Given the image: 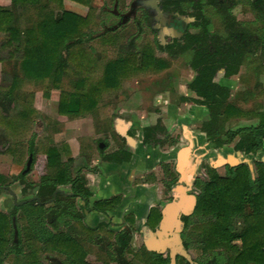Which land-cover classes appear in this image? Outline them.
<instances>
[{
    "label": "trees",
    "instance_id": "16d2710c",
    "mask_svg": "<svg viewBox=\"0 0 264 264\" xmlns=\"http://www.w3.org/2000/svg\"><path fill=\"white\" fill-rule=\"evenodd\" d=\"M65 1L88 8L87 15L84 17L66 10ZM97 1L11 0L10 7L0 6V63L13 65L12 72L3 71L1 74L0 107L3 111L19 99L17 89L23 79L40 83L45 93L50 89L60 90L58 113L78 118L93 113L102 95L118 90L123 79L136 73L166 69L164 61L157 59L152 44L148 42L140 52L107 62L101 76L93 78L97 64L92 52L85 47V40L86 31L93 24ZM229 1L208 0L207 4L226 13ZM252 6L264 16V0H255ZM193 8L197 10V15L193 13V16L196 25L201 26V35L187 34L184 45L179 48L193 50L190 66L197 75L188 88L198 98L194 102L209 110L204 130L218 148L227 147L233 152L257 156L264 150V111L245 113L229 104L230 90L221 84L219 75L223 73V78L227 79L237 75L245 55L254 53L250 39L255 42L253 48H258L264 45V35L253 38L246 31L231 26V18L226 15L229 35L221 38L211 33L202 5L193 4ZM20 9L36 11L37 18L32 26L19 27L17 10ZM172 47L168 48L171 50ZM66 72L77 78L70 89L63 82ZM27 103L22 105L24 108L17 117L7 119L0 114V125L12 136L19 134V121L29 119L34 113ZM247 115L258 118V122L253 126L221 131L220 121ZM144 133L143 146L156 148L160 143L157 134L151 128L144 129ZM28 151L35 157L33 143ZM38 151L45 173H38L41 177L37 182L27 179L37 163L36 158L33 169L20 173L18 181L24 191L37 187V197L42 204L34 201L14 207L11 213L0 212V264H42L39 261L42 251L63 257L67 264H88L83 246L66 231L72 228L71 221L80 224L82 219L72 200L85 197L87 192L81 179L72 178L70 166L61 161L56 148L45 146ZM130 156V152L122 150L111 157L114 162L123 164L130 160ZM253 167L254 179L245 164L227 166L226 176L207 168L209 180L201 182V194L193 214L194 219L203 217L204 221L196 225L194 220L184 218L186 249L196 251L199 256H208L205 259L196 257L198 264H264V163L255 161ZM69 187L66 195L58 194L55 201L45 204L53 198L56 190ZM117 200L97 205L112 211ZM14 217L20 232L17 242L14 241ZM150 218L155 220L152 225L155 229L161 214L155 211ZM120 240L121 246L125 247L126 243L122 238ZM146 256L142 258L145 264H170L168 255L151 253ZM185 264L189 263L185 261Z\"/></svg>",
    "mask_w": 264,
    "mask_h": 264
},
{
    "label": "rangeland",
    "instance_id": "374dc122",
    "mask_svg": "<svg viewBox=\"0 0 264 264\" xmlns=\"http://www.w3.org/2000/svg\"><path fill=\"white\" fill-rule=\"evenodd\" d=\"M136 1L98 0L95 2L93 24L87 29L85 40V47L92 52L97 64L93 78L101 76L107 62L140 52L148 42L152 44L157 59L164 61L166 66L164 71L136 73L129 79H123L118 90L105 92L101 97L98 108L93 113L83 117H61L58 113L60 90L50 89L45 93L40 83L29 79L21 80L17 89L19 99L7 108V111H3L2 107H0V114L7 119L17 117L18 113L24 108L22 105L27 103V100H29L28 103L34 111L33 115L30 114L31 117L29 119L19 121L21 129L19 134L15 136H12L7 128L0 125V187H10L16 194L17 201H23L36 195L34 190L22 193L23 190L18 181V177L25 170L30 156L28 151L30 143H33L36 154L35 157L33 156L31 169H33L32 164L36 158L37 163L34 171L29 174L27 179L33 180L34 177L38 178V173H45V166L39 159L40 152L38 150L41 147L54 146L56 149H60L62 144L67 143L71 139L73 144L78 145L80 154L89 150L92 154L98 155L102 151L100 149L101 145H104L103 149H105L108 145H112V142L120 147L130 143L131 138L125 139L114 132L116 126L117 129L125 131V125H128L127 122L132 119L129 117L130 114L133 113L135 116L136 111H141L140 115L143 116L145 125L150 122L152 127L156 128L160 127L161 121L168 122L166 104L160 102L158 97L166 94L171 104L174 103L173 100L175 104L180 103V100H176L179 98V86L181 85L182 89H185L183 86L196 76L195 72L189 67L193 52L182 53L178 47L172 50L165 48L167 41L165 29L158 22L156 12L151 7H133V3ZM165 1L157 0L156 2L162 13V8H165ZM11 5L12 3L9 6ZM83 8V12L81 9L74 11L68 5H65V9L85 17L89 10L86 7ZM185 9L187 11V7ZM170 11L172 12L173 9H170ZM203 12L209 21L211 33L221 38L228 36L225 28L226 15L228 16V14H234L238 20H241V25L255 38L264 35V16L251 10L249 0H237L231 10L229 9L226 13L217 11L209 4L203 8ZM17 13L19 14L18 25L21 29L32 26L33 21H36V11L33 9H20L17 10ZM186 15H193V13L190 12ZM103 40L106 42H103ZM253 44L255 42L253 43L252 39H250L252 49ZM255 51V53L246 54L243 59V71L240 80L238 78L239 75L236 77L235 96H232V99L241 102L242 98L251 96L252 98H263L264 100V45L258 46ZM0 65L1 84L2 72H12L13 67L7 68L2 63ZM220 77L221 75H219ZM76 80L77 78L70 72H66L63 76L64 86L67 89L73 87ZM246 88H249V90ZM240 107L243 108V106ZM252 107L251 109H256V111L252 110L253 113L258 112L257 109H264V101L262 104ZM26 109L28 110L29 108L27 107ZM121 113L124 115L123 120L126 121V124L117 122V118L122 115ZM245 113L250 112L247 111ZM179 114L180 119L188 121L192 128L196 127L198 123H204L209 119L207 113H201L200 115L195 111L194 107L189 106L181 108V113ZM198 115L202 117L200 118ZM174 121L172 122L174 123ZM257 121L258 118L247 115L246 117L233 119L229 123H226L228 121H220L219 127L221 131L226 132L232 129L253 126ZM54 122L55 125H53ZM186 128L187 125L182 123L174 132L179 137ZM170 137L169 140H172L173 137ZM131 143L133 144L134 141ZM167 143L163 146V151L170 152L171 148H169ZM112 147L115 146L112 145ZM62 154L63 158L66 159L68 154L65 151ZM80 154L77 159L80 158ZM72 201L76 208L83 206L82 200L78 198ZM11 210H13L12 196L8 190L0 188V212L9 213ZM18 215L21 216V213L19 212ZM72 222H70L71 226H73ZM63 229L65 230V228ZM74 230L75 232L72 230L66 231L71 237H77L78 235L79 240L77 241H81L83 233L77 227ZM102 232L108 237L111 236V233H108L105 229H101ZM132 232H134L133 241H137V244L140 245L141 237L136 234L138 231L133 230ZM19 233L18 231V235ZM92 234L95 233L92 232ZM21 238L26 241L23 235ZM83 240L87 241V238ZM92 253L97 254V257L99 255L96 249H92ZM47 256L56 257L62 264H67L63 257L43 251L39 253L40 263L49 264L48 259H46ZM128 259L135 264H141L140 261L137 262L133 253L128 255ZM105 261H109V258L105 257ZM5 264L12 263L6 262Z\"/></svg>",
    "mask_w": 264,
    "mask_h": 264
},
{
    "label": "crops",
    "instance_id": "0c3cea01",
    "mask_svg": "<svg viewBox=\"0 0 264 264\" xmlns=\"http://www.w3.org/2000/svg\"><path fill=\"white\" fill-rule=\"evenodd\" d=\"M10 3L11 0H0L1 7H8ZM73 3L74 2L71 1H65L64 6L68 5V7L74 11L81 9V11L83 12L84 6ZM4 66H6L7 68H10L11 66L13 67V65L11 64H4ZM242 71H243V65L240 68L238 74L239 76L237 75L239 80ZM222 76H221V84L230 90V97L228 99L229 104L237 107L243 112H247V111L252 112V110L256 111V109H251L253 108L252 106L260 105L263 103L264 101L263 98L256 99V98H252L251 96H246L242 98L243 100L241 102L239 100L232 99L233 98L232 96H235L234 88L236 86L237 76L229 79L223 78ZM246 89L249 90V88ZM179 90H180L179 94L182 95L185 94L186 92V89H182L181 85L179 86ZM158 100L160 102H163V104H166L165 109H166V118H168V122L165 124H167V128L170 133V136L171 134L172 136H174V138L175 136H178L177 133H175L178 125L182 123L187 125V128L183 130L182 135L179 137L180 140L178 142V146L174 148L171 152L163 151V148L161 146L158 149H154V148L145 149L143 147L142 128L145 125V123L143 121V116L140 115V113H142L141 111H136L135 116L133 113L132 114L129 113L130 114L129 117H131L132 119H130V121L127 122L128 125H125L126 126L125 131L117 129V126L114 131L115 134L120 135L125 139L131 138L130 143L134 141L133 144L131 143L134 147L132 149L134 154L129 162L120 165L116 163L103 162L100 160L101 158L99 154L94 155L89 150L88 152L84 151L82 152V154H80L78 145L73 144L71 139L68 140L67 143L62 144L60 149L57 148V151L61 156V161L70 166L72 178L81 179L82 185L84 186L87 192L86 196L89 194L87 189V186L89 184H87L88 177L85 168L90 167L94 169L96 168L95 170H97V172L99 173L97 177L98 178L97 181H95L93 185L91 184L90 187L91 190L90 192L92 194H95L97 201L109 200L115 196L122 197V203L120 207L117 210L110 212H100L93 210L92 203H90V205H88L87 207L84 201V198L86 196L83 198H78L82 200L83 203V206L81 208L77 207V210L82 215V219L80 224L73 221L72 222L73 226H71L72 228H70V230L75 232L74 228L77 227L83 233L82 240L87 238V241L81 240L78 242L81 243L85 252L87 253L85 261L88 264H135L131 262L130 259H128V255L132 253L134 254V257L137 260V262L140 261L141 264H145L144 262H142V260L147 257L146 255H150L151 253L159 254L154 251H150L149 248L147 247V242L155 241V240L158 241V238H156L157 233L164 228L166 229L167 227L165 226V219L163 218L157 230L152 231L146 225V221L149 215V210L152 206L158 205L161 202L162 213H163L170 205L175 204L179 195L178 191L184 192L185 198H183V200H181L180 203L177 204L174 209L175 212H178V215H176V217H178V223L171 222L172 224L170 225H171V229L175 228L179 232V239L180 241H182L184 245V241H186L185 236L187 234L186 223L184 218H189L190 221L194 220L196 225L204 221L203 217H196L195 219L193 218L194 210L192 212L190 204H192V202L194 201L197 202V193H198L197 184L200 182L205 183L208 181V177L205 173L206 172L204 167L205 164H208L209 166L216 169L217 173L220 176H226L227 174L226 167L228 165H219L216 168L214 167V165L215 163L218 164L221 158H227L228 155L233 153V150L227 147L218 148L214 143L210 142L209 141L210 138L204 130V125H203L204 123L201 124L198 123L197 128H192L188 121L186 122L184 120H181L180 119L181 117H179L180 111H178V108L175 104L173 103L171 104L169 102L170 100L166 94L158 97ZM240 106H243V108ZM194 109L200 115L201 113L205 112V109L202 107L196 106L194 107ZM257 110L258 112L264 111V109H257ZM200 115H198V117L201 118L202 116ZM123 117H124L123 114L120 115L117 118V122L118 121L124 122L126 124V121L123 120ZM172 121H174V123ZM230 121L226 123H229ZM53 125H55V122L53 123ZM130 143L127 144L132 147ZM113 144L114 143L112 142V145ZM111 148L112 147L110 146L106 151L110 150ZM64 151L65 153L68 154L66 159L63 158L62 152ZM183 151L184 152L189 151L188 153L189 157L188 156L186 157L187 158L186 161L184 160L185 158L182 159V157L180 156V153ZM79 154H80V158L77 159L78 158L77 156ZM263 156H264V150L254 157L260 159ZM30 158L33 159V155L30 154L29 159ZM181 163L185 165L180 166ZM27 165L24 172L27 169ZM30 170H31V164L28 171ZM33 171L34 169L32 170V172ZM32 172H30V174H32ZM40 177L41 175L38 174V178L34 177L32 181L37 182L40 179ZM170 177L177 179V182L174 183L170 188L167 187L164 188L165 186L164 182L166 183ZM20 186L22 187L23 190V186L21 184ZM4 187H8V186H4ZM4 187L1 189H4ZM29 190L36 191V195L34 197H37V192H38L37 187L32 189L28 188L26 191L23 190L22 193H27V191ZM58 190L63 192L58 194L66 195L65 191L70 190V187L64 188L63 190L62 189H58ZM12 202L14 209V207L16 206L14 205L13 197H12ZM11 212L12 210L9 211V213ZM181 217H184L183 218L184 221L181 220ZM101 223L109 224L110 230L114 232L121 231L126 227L134 228V230L138 231V233L136 234H138L141 237L140 245L137 244V241H124L126 243V246L122 247L120 241H109L107 239L109 237L106 236L103 232H102L103 234H100L99 237L97 238L96 234H92V232H94V230L98 228V226ZM184 223H185V227H184ZM72 237L76 240H79L78 235L77 237L76 236H72ZM103 238H106V241ZM132 247L136 249L134 250ZM92 249L97 250L99 254L98 257L97 254L92 253ZM186 250L191 255L193 261L196 264H198L195 261L196 257L201 259L202 258L205 259L208 257L204 255L199 256V254L196 251H193L192 249L191 250L186 249ZM163 254L168 255L169 257L168 251L164 252ZM160 255H162V253ZM105 257L109 258V261H105ZM182 259L188 262L184 257L177 256L176 264H185V261H183Z\"/></svg>",
    "mask_w": 264,
    "mask_h": 264
},
{
    "label": "flooded vegetation",
    "instance_id": "af4514ba",
    "mask_svg": "<svg viewBox=\"0 0 264 264\" xmlns=\"http://www.w3.org/2000/svg\"><path fill=\"white\" fill-rule=\"evenodd\" d=\"M217 1H222V0H217ZM254 1L255 0H249V6H250L251 10H253L254 12H257L253 8V6H252V3ZM175 2H177V4H175ZM236 2H237V0H230L229 1L228 5H229V9L230 10H231L232 6H234L236 4ZM197 3H199L200 6L202 5V7L204 8L207 5L208 0H200V2L197 1V0H166L164 2V7L165 8L164 9L162 8V10H163V13L165 14V19L167 21L166 25L162 26L165 29V37L167 39L166 44H165V46H166L165 48L169 49L168 47L173 46L172 49H175L177 47H178V49H180L179 47L182 46V45H184V43H185V38H186L187 34H191V35H201L200 32H201L202 29H201V26L200 25H196V17L193 16V15H186V14H189L190 12H192V13H194V14L197 15V10H195L193 8V4H197ZM185 7H187V11H186ZM170 9H173V11L171 12ZM228 16L231 18V26H233L235 28H240L241 30H244L247 33H249L241 25V23H240L241 20H238L235 17L234 14H231V15H228ZM181 17L186 18L188 20V22H186V23L182 22L180 20ZM225 28H226V26H225ZM249 34L253 38H255V36H253L251 33H249ZM227 35H229V31H227ZM257 49L258 48H255L254 47L252 50L255 53L256 52L255 50H257ZM180 51L182 53H185V52L186 53L193 52L192 49H186V50H183V51L180 50ZM241 66H242V64H241ZM241 66H240V68H241ZM189 67L197 75L196 71L191 68L190 64H189ZM222 75H223V73H221V76ZM237 75H235V76H237ZM235 76H233V77H235ZM194 79L195 78H193L191 81H193ZM220 80H221V77H220ZM189 83L190 82H188L184 86V88L186 89L185 94H183V95L182 94H179V96H178L179 98L176 99L178 101L180 100V103L179 104H175V101L173 100V102H174L173 104H175L177 106L178 111H180V113H181V108H183L184 106H189V107H196V106H198V107H202V108L205 109V112L204 113L209 114V110L205 106L200 105V104H196L194 102V100H197L198 98L196 97L195 94H193V93H191L189 91V88H188ZM163 122L161 121L160 127H156V128H153L150 122H148L146 125L143 126V128H142V133H143V136H142V145H143V139H144V135H145L144 129L151 128L157 134V139L160 141L159 145L156 148H154V149H158V148H160V146L163 148V146L165 145V143H167V140H168V143L167 144H169V148H171L170 152L174 148H176L178 146V142L180 140V138H179L180 135H179V137L178 136H175V138H174V136L171 135L173 137V139L172 140H169V138H171L170 137V133L168 131L167 125H165V122L163 124ZM197 127L198 126L193 127V128H197ZM110 145H108L105 149H103V146L104 145H101L100 146V149L102 150L101 153L99 154V156L101 158L100 159L101 161H103V162H110V163H116V162H114V160H112V157L111 156L114 153H117V152L122 151V150L128 151V152L131 153V156H130V160H131V158H132V156L134 154L133 151H132V149L134 148L133 146L131 147L128 144H124L122 147H120V146H117V145L113 144L115 147H112V145H111L112 148L110 150L106 151L110 147ZM144 148L145 149H148V148H153V147H144ZM116 164H118V163H116ZM204 167H205V171H206L205 173H206V175L208 177V180H209V175H208V172H207V168L208 167H211V166H209L208 164H205ZM211 168L214 169L213 167H211ZM95 169L94 168H90V167H86L85 168L86 174H87V177H88L87 184H89L87 186V189H88V193L89 194L84 198L85 205L88 207V205H90V203H92L93 204V207H92L93 210L100 211V212H110L111 210H108L105 207L103 208L100 205L98 206L97 203H99V204L100 203H105V202L108 203V202L114 201L116 198H118V200L116 201V202H118V204L116 203L117 205L115 206L114 210H112V211L117 210L120 207L121 203H122V197L121 196H115V197H112L109 200H99V201H97L95 194H92L90 192L91 191L90 190L91 184L93 185L94 182L97 181V179H98L97 177H98V174L99 173ZM176 182H177V179L170 177L166 183L164 182V184H165L164 188H166V187L167 188H170ZM199 184L200 185H198V186L196 185L197 188H198L197 199H198V197L201 194V184L202 183L200 182ZM3 187L1 186L0 188H3ZM196 204H197V202H196ZM155 211H159L160 214L162 213V204H161V202L158 205L152 206L150 208V210H149V215H148V218H147V221H146V225L152 231H156L157 230V228H158V226H159V224L161 222V219H162V214H161V218L159 220L158 226L155 229H152V225L155 223V220L153 218H150L149 219V216H150V214H152ZM183 218L184 217H181V220L182 221H184ZM126 219H127V217H126ZM201 223H203V222H200V224ZM184 227H185V223H184ZM101 229H105L108 233H111V236L109 238H107L109 241H121L120 240L121 238H122V241H133V239H134V235H133L134 232H132L134 230V228H131V227L130 228L129 227H126L125 229H123L121 231L114 232V231L110 230L109 224L101 223L98 226V228H96L94 230V233L96 234V237L97 238L99 237L100 234H103V233H101ZM103 239L106 241V238H103Z\"/></svg>",
    "mask_w": 264,
    "mask_h": 264
},
{
    "label": "water",
    "instance_id": "95a60500",
    "mask_svg": "<svg viewBox=\"0 0 264 264\" xmlns=\"http://www.w3.org/2000/svg\"><path fill=\"white\" fill-rule=\"evenodd\" d=\"M156 2H157V0H138V1L133 3V7H151L152 9H154V11L157 14L158 22L164 26V25H166L167 21L165 19L164 14L159 9ZM125 18H127V17H125ZM180 20L184 23L188 22V20L184 17H181ZM188 153H189V151L188 152L183 151L180 153V156L182 157V159L185 158L184 160L186 161V159H187L186 157L188 156ZM31 160H32V158L29 159L27 169L25 172H27L29 170ZM255 161L264 163V156L261 157L260 159H257L253 156L245 155L241 152H233L230 155H228L227 158H221V160L219 161L218 164L215 163L214 167L216 168L219 165H228L231 167H237L241 164H245L250 169L252 177L255 178L254 167H253V164ZM181 165L184 166L185 164L181 163L180 166ZM4 189L9 191V193L13 197L14 205L16 207L23 206V205L30 203V202H33V201H37L39 204H42V203H40L39 199L36 197L25 200V201H19L18 202L15 193L12 190H10L9 187H4ZM58 193H63V192L60 190L55 191L53 194V198L51 200L47 201L46 204L52 203L56 199V196ZM178 193H179V195H178V198H177L175 204L170 205L162 213V219L161 220H163V218L165 219V226L167 228L166 229L164 228L157 233L156 238H158V241L155 240V241L147 242V247L149 248L150 251H154V252L159 253V254H161V253L163 254L164 252L168 251L169 252V258H170V264H176L177 256L184 257L190 264H196L193 261L191 255L185 249L182 241H180L179 232L175 228L171 229V225H170V224H172L171 222H175V223L177 222L178 223V217H176V215H178V212H175V210H174L175 206L177 204H179L180 201L183 200V198H185L184 192L178 191ZM190 205H191V209L193 212V210H195L194 208L196 207V201L192 202V204H190ZM186 209H187V207H186ZM187 215H189V214H187ZM12 221H13V227H14V237H15V241L17 242L18 230H17V226H16V218L14 217ZM46 259H48L49 264H62V262H60V260H58L56 257L47 256Z\"/></svg>",
    "mask_w": 264,
    "mask_h": 264
}]
</instances>
